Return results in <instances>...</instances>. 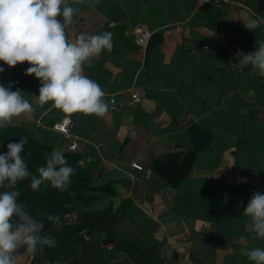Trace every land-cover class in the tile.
<instances>
[{"label": "crops", "instance_id": "crops-1", "mask_svg": "<svg viewBox=\"0 0 264 264\" xmlns=\"http://www.w3.org/2000/svg\"><path fill=\"white\" fill-rule=\"evenodd\" d=\"M65 5L79 9L66 28L70 41L80 33L112 34V49L85 62L82 72L100 85L108 111L102 117L70 115V140L36 128L38 120L50 125L65 115L49 111L51 102L39 104L40 82L25 75L27 62L14 68L0 62L5 69L0 85L19 89L33 107L7 126L25 127L60 153L69 152L75 141L78 164L92 179L87 195L96 197L81 208L123 206L116 234L139 240L141 248L155 245L156 261L250 264L242 250L264 247V241L253 242L250 219L243 216L252 194L264 193V78L230 58L232 42L244 38L238 33L254 19L257 0H65ZM138 29L149 39L163 33L161 44L147 55L135 44ZM256 31L264 39V26ZM192 125L208 130L210 142L186 167L185 180L172 187L154 168L166 158H185ZM92 239L110 264L130 263L110 246L109 237ZM28 254L18 256L16 264H28Z\"/></svg>", "mask_w": 264, "mask_h": 264}, {"label": "clouds", "instance_id": "clouds-1", "mask_svg": "<svg viewBox=\"0 0 264 264\" xmlns=\"http://www.w3.org/2000/svg\"><path fill=\"white\" fill-rule=\"evenodd\" d=\"M62 5L65 0H0V62L10 68L27 62L30 66L25 75L35 76L40 82L39 104L51 102L49 111L56 109L65 116L83 113L102 117L109 108L103 99L105 93L82 72L85 62L105 49H112V34L80 33L74 42L70 41L66 28L79 9ZM261 25L264 17L254 18L244 27L252 32ZM241 53L239 68L250 67L254 74L264 78V42L256 41L254 51ZM4 70L0 67V73ZM31 111L32 104L19 89L12 91L11 84L7 88L0 85V128ZM26 143V138H20L0 153V264H16L19 249L31 253L42 243L39 230L23 220L27 213L18 202L17 184L30 178L33 191L49 184L53 189L65 191L75 172L63 154L53 150L46 165L37 169L38 175H32L26 163L31 153L27 157L21 155ZM243 216L250 219L253 242L264 241V193L252 194ZM49 220L56 222L59 216H49ZM241 254L250 264H264V247L245 248Z\"/></svg>", "mask_w": 264, "mask_h": 264}, {"label": "trees", "instance_id": "trees-1", "mask_svg": "<svg viewBox=\"0 0 264 264\" xmlns=\"http://www.w3.org/2000/svg\"><path fill=\"white\" fill-rule=\"evenodd\" d=\"M224 4V2H222ZM254 18L264 17V0H257V10L251 9ZM264 26V25H261ZM238 34L244 35L243 39L232 42L233 53L230 61L239 65L243 53L253 51L256 41L264 42L256 31L247 29ZM163 33L151 35L145 54L155 46L161 44ZM158 40V41H157ZM160 40V42H159ZM157 41V42H156ZM241 53L240 55H238ZM250 67H245L246 71ZM191 137L192 147L188 149L185 158L178 162L174 158H166L163 164L154 168V172L165 178L172 187H178L186 178L189 164L196 153L205 151L210 142V132L195 125L188 128ZM20 138H26L24 152L22 156L26 159L29 171L32 175H38L37 169L45 166L51 148L40 143L35 135L23 126H7L1 129L0 133V153L7 151V145L18 142ZM69 166L75 169L70 177L71 184L65 191L53 189L50 184L42 185L39 190L33 191L30 187V178L17 184L20 195L18 200L24 204V210L29 216L38 220L45 211H49L48 218L42 228V235L46 238L53 237L56 240L55 247L51 250V257L46 264H110L103 248L99 242L92 238L95 234H103L112 240L111 247L117 252L123 253L130 261L129 264H165L164 261H156L154 258L157 247L149 245L141 248L139 240L120 238L116 234L118 225L125 216V208L122 206L113 210L111 205L106 209L83 210L81 205L89 207L96 201L95 196H88L87 193L92 189V179L90 171L79 166L80 156L74 152L62 153ZM174 164L172 167L171 164ZM166 164V165H165ZM187 165V166H186ZM161 170H165L163 173ZM168 173V174H166ZM108 187V186H107ZM106 186L98 189H107ZM2 191V190H0ZM49 216H59V220L52 222ZM42 258L35 260L36 264H42Z\"/></svg>", "mask_w": 264, "mask_h": 264}, {"label": "built area", "instance_id": "built-area-1", "mask_svg": "<svg viewBox=\"0 0 264 264\" xmlns=\"http://www.w3.org/2000/svg\"><path fill=\"white\" fill-rule=\"evenodd\" d=\"M218 1L219 0H216V2ZM148 39H149V34L145 30L138 29L136 31L135 39H134L136 45L146 48ZM35 127L39 129L48 130V131L50 130L54 133H58L63 139H68V140L72 139L71 131H72L73 124L69 116H65L53 122L50 125L46 124L42 120H38L35 123ZM76 149H77V144L75 143V141H72L71 144L68 146V151L75 152ZM131 167L139 171L142 170V166L137 163H131Z\"/></svg>", "mask_w": 264, "mask_h": 264}, {"label": "water", "instance_id": "water-1", "mask_svg": "<svg viewBox=\"0 0 264 264\" xmlns=\"http://www.w3.org/2000/svg\"><path fill=\"white\" fill-rule=\"evenodd\" d=\"M64 115H60V118L63 117ZM130 130L127 131V137L130 135ZM128 142V139H125L124 140V144H126ZM144 186H146V183H144ZM146 190H144L145 192ZM19 203H21L24 207V204L18 200ZM25 211V210H24ZM25 213H27L25 211ZM48 215H49V211H45L42 216L38 219V220H35L34 218H32L31 216L28 215V213L26 215H23V220L25 223H27L28 225H32L34 227H36L38 230H39V234L41 235L42 237V243L41 244H38L37 246L40 248L42 254H43V258H42V263L43 264H46L50 257H51V250L55 247L56 245V240L55 238L53 237H50V238H46L42 235L41 231H42V228L46 222V219L48 218ZM15 219V217H14ZM111 240L107 239L104 241V243L106 244L107 242H110ZM24 252H26L23 248L19 249L18 250V254L17 256L23 254Z\"/></svg>", "mask_w": 264, "mask_h": 264}, {"label": "rangeland", "instance_id": "rangeland-1", "mask_svg": "<svg viewBox=\"0 0 264 264\" xmlns=\"http://www.w3.org/2000/svg\"><path fill=\"white\" fill-rule=\"evenodd\" d=\"M251 84V86L252 87H256L257 85H255L254 83L252 84V83H250ZM25 253H27V252H25ZM31 254H32V258H30V262L28 263V264H36V262H35V260H37V259H41V258H43V254H42V252H41V250H40V248L37 246L36 247V249H35V251H33V252H31ZM21 255H23V254H21ZM21 255H19V256H21ZM29 256H30V253L28 254ZM105 255H106V253H105ZM18 257V256H17ZM29 260V259H28ZM42 262V261H41ZM43 264V263H42Z\"/></svg>", "mask_w": 264, "mask_h": 264}]
</instances>
